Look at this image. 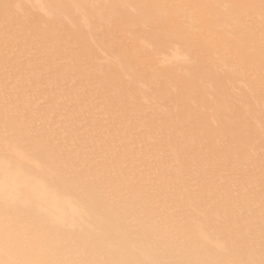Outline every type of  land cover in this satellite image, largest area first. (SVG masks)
Listing matches in <instances>:
<instances>
[{
    "label": "rangeland",
    "instance_id": "obj_1",
    "mask_svg": "<svg viewBox=\"0 0 264 264\" xmlns=\"http://www.w3.org/2000/svg\"><path fill=\"white\" fill-rule=\"evenodd\" d=\"M145 2L0 0V264H264V0Z\"/></svg>",
    "mask_w": 264,
    "mask_h": 264
},
{
    "label": "bare ground",
    "instance_id": "obj_2",
    "mask_svg": "<svg viewBox=\"0 0 264 264\" xmlns=\"http://www.w3.org/2000/svg\"><path fill=\"white\" fill-rule=\"evenodd\" d=\"M123 1L130 2L131 0H123ZM145 1H146V0H145ZM149 1H150V0H147V2H145V3L150 4ZM18 156L20 157V155H18ZM21 158H23V156H22ZM34 162H35V161H34ZM5 173H9V172L5 171ZM5 173H4V174H5ZM8 175L10 176V174H7L6 176H8ZM1 176H2V179H3V180H4V177H6L5 175H2V174H1ZM3 176H4V177H3ZM9 176H8V177H9ZM10 178H11V176H10ZM10 178H7L8 181L11 180ZM5 181H6V178H5Z\"/></svg>",
    "mask_w": 264,
    "mask_h": 264
}]
</instances>
